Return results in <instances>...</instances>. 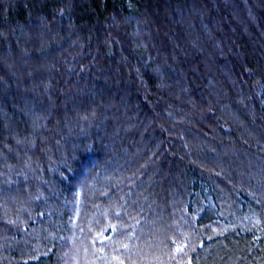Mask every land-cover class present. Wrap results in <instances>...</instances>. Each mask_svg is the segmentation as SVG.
Listing matches in <instances>:
<instances>
[{
    "label": "trees",
    "instance_id": "obj_1",
    "mask_svg": "<svg viewBox=\"0 0 264 264\" xmlns=\"http://www.w3.org/2000/svg\"><path fill=\"white\" fill-rule=\"evenodd\" d=\"M264 264V0H0V264Z\"/></svg>",
    "mask_w": 264,
    "mask_h": 264
},
{
    "label": "rangeland",
    "instance_id": "obj_2",
    "mask_svg": "<svg viewBox=\"0 0 264 264\" xmlns=\"http://www.w3.org/2000/svg\"><path fill=\"white\" fill-rule=\"evenodd\" d=\"M84 258L76 257L73 264H86Z\"/></svg>",
    "mask_w": 264,
    "mask_h": 264
}]
</instances>
